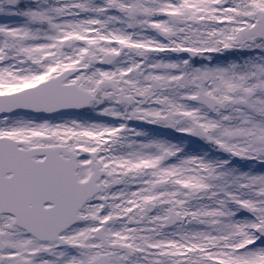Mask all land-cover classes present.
Segmentation results:
<instances>
[{
  "label": "snow or ice",
  "instance_id": "obj_1",
  "mask_svg": "<svg viewBox=\"0 0 264 264\" xmlns=\"http://www.w3.org/2000/svg\"><path fill=\"white\" fill-rule=\"evenodd\" d=\"M0 264H264V0H0Z\"/></svg>",
  "mask_w": 264,
  "mask_h": 264
},
{
  "label": "flooded vegetation",
  "instance_id": "obj_2",
  "mask_svg": "<svg viewBox=\"0 0 264 264\" xmlns=\"http://www.w3.org/2000/svg\"><path fill=\"white\" fill-rule=\"evenodd\" d=\"M193 143H194V144H196V142H195V141H193ZM200 147H203V146L201 145Z\"/></svg>",
  "mask_w": 264,
  "mask_h": 264
}]
</instances>
